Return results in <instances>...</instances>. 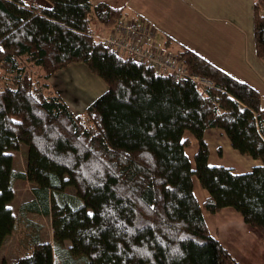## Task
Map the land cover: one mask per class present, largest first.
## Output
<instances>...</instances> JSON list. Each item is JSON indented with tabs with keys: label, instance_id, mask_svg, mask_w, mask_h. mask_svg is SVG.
I'll return each mask as SVG.
<instances>
[{
	"label": "trees",
	"instance_id": "16d2710c",
	"mask_svg": "<svg viewBox=\"0 0 264 264\" xmlns=\"http://www.w3.org/2000/svg\"><path fill=\"white\" fill-rule=\"evenodd\" d=\"M47 1L0 0V246L16 222L14 182L26 179L32 198L19 211L50 216L55 264H240L209 229L202 206L212 213L233 207L264 234L259 91L181 45L176 54L187 69L213 83L203 95L191 80L158 73L92 36L91 18L108 26L119 8ZM253 32L264 58V0H254ZM76 61L107 85L83 113L48 82ZM33 66L42 70L39 81ZM210 127L260 164L235 172L210 163ZM187 132L197 140L192 159ZM22 143L24 171L13 167L12 155ZM194 176L207 191L202 203ZM144 241L148 254L138 251Z\"/></svg>",
	"mask_w": 264,
	"mask_h": 264
},
{
	"label": "crops",
	"instance_id": "0c3cea01",
	"mask_svg": "<svg viewBox=\"0 0 264 264\" xmlns=\"http://www.w3.org/2000/svg\"><path fill=\"white\" fill-rule=\"evenodd\" d=\"M93 1L119 8L123 16L148 21L156 30L155 39L160 46L175 53L181 45L186 46L253 85L259 91L260 103L264 106V58L258 56L255 48L254 0ZM36 4L50 6L47 0H37ZM97 22L104 31L106 26ZM57 72L49 80H54ZM56 81L59 85L57 77ZM61 96L64 99V94ZM186 135H189L191 149L186 146L185 150H190L193 155L197 140L189 132ZM204 138L212 164H223L235 172H246L261 162L258 158L241 154L220 128H206ZM199 186L193 181L195 194L202 203L207 191ZM202 212L211 232L240 264H264V234L247 224L237 210L225 206L212 213L202 206Z\"/></svg>",
	"mask_w": 264,
	"mask_h": 264
},
{
	"label": "rangeland",
	"instance_id": "374dc122",
	"mask_svg": "<svg viewBox=\"0 0 264 264\" xmlns=\"http://www.w3.org/2000/svg\"><path fill=\"white\" fill-rule=\"evenodd\" d=\"M90 25L92 27L91 33H93L94 38L101 41L99 36H101L105 30L102 31L97 26L99 24L94 17L91 18ZM168 49L171 50L170 48ZM182 64L184 65V63ZM30 69L32 76L38 81L41 80L39 76L42 70L36 66ZM57 73L56 77L59 80V85L56 83V77L54 80L48 79V82L56 91H58V89L59 91L61 90L59 94H64L65 101L75 113H83L85 107L97 95L103 92L107 86L105 81L98 74L89 70L83 61L72 62V64L69 63L67 66L58 70ZM211 85L213 84L210 83L208 86ZM186 136L189 142V135ZM187 146L191 149V144ZM186 152L192 159L193 155L190 153V150H186ZM26 154L27 146L23 143L18 150L12 151L13 167L15 169L20 171L25 170ZM194 181L200 185L196 176H194ZM32 187L33 183L26 179H16L14 182V198L10 206L16 215V222L12 232L6 237L0 247V264H37L40 260L45 263L51 261L50 264H55L57 260L56 253L53 251L52 246L50 216L34 212L22 214L19 211L20 204L32 198ZM199 187L202 188V186ZM70 191H74L73 188H70ZM72 244L73 237H69L65 240L66 246ZM138 251L139 253H150V242H142ZM47 257H50L49 260Z\"/></svg>",
	"mask_w": 264,
	"mask_h": 264
},
{
	"label": "built area",
	"instance_id": "2783aa9c",
	"mask_svg": "<svg viewBox=\"0 0 264 264\" xmlns=\"http://www.w3.org/2000/svg\"><path fill=\"white\" fill-rule=\"evenodd\" d=\"M24 1L29 5L37 2V0ZM155 33L153 25L145 19L119 15L106 26L99 39L109 48L134 61L146 62L158 73H168L176 79L191 80L200 93L207 95V87L212 81L203 75L190 72L176 53L157 43ZM217 111L220 112V109Z\"/></svg>",
	"mask_w": 264,
	"mask_h": 264
}]
</instances>
